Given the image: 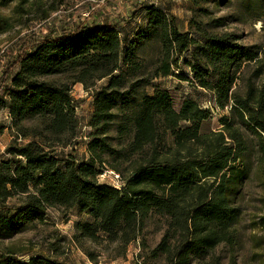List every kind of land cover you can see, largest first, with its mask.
<instances>
[{"label":"rangeland","instance_id":"374dc122","mask_svg":"<svg viewBox=\"0 0 264 264\" xmlns=\"http://www.w3.org/2000/svg\"><path fill=\"white\" fill-rule=\"evenodd\" d=\"M90 4L88 0H0V167L4 161H23L13 152L32 141L50 151L60 166L66 162L78 165L89 160L92 140L104 139L116 152L107 150L100 154L105 165L99 173L108 175L98 177V182L113 186L112 175L108 173L113 171L125 184L133 167L148 152L135 153L129 147L134 131L133 112L141 97L166 90L176 111L185 99H192L210 112L209 118L199 124L204 144L216 146L218 135L222 134L238 155L230 165L243 169L245 175L234 183L228 195L231 205L239 209V217L226 231L225 240L207 252L191 254L189 264H264V16L258 6H247L245 0H108L103 6L93 4L90 11ZM145 6L166 12L169 24L191 41L186 51L173 48L167 55L157 37L132 39L138 29L143 32L147 26ZM92 23H108L118 28L122 60L126 47L135 41L131 48L132 63L138 67L129 71L121 66L126 71L122 90L128 94L111 110L115 117L97 126L91 124L94 93L105 88L108 79L93 85L89 82L85 89L81 83L74 84L73 73L46 76L38 82L68 87L77 121L75 133L53 134L46 130L47 119L38 116L22 120L13 117L9 95L10 89L14 90L11 82L19 72V68L12 69L17 56L32 52L45 38L58 37L74 31L78 25ZM223 36H228L231 43L252 49L258 57L227 72L229 96L221 106L217 89L220 74L208 67V60L200 50L208 38ZM164 63L169 65L170 75L163 78L159 68ZM241 103L247 106V111ZM188 125L181 122L179 126ZM121 126L123 129L119 131ZM159 135L161 157L175 158L173 137L161 126ZM199 150L192 146L190 153H181L197 160ZM6 172L4 166L2 173ZM214 182L215 179L207 180L206 184L211 186ZM26 201L23 194L0 201V219L15 215ZM166 219L149 214L137 239L122 247L103 237L93 242L79 234L76 225L92 221L86 212L76 207H49L42 221L0 237V254H10L19 262L37 257L61 264H174L165 254L152 253L166 233ZM180 244L176 238L170 246L178 248Z\"/></svg>","mask_w":264,"mask_h":264},{"label":"trees","instance_id":"16d2710c","mask_svg":"<svg viewBox=\"0 0 264 264\" xmlns=\"http://www.w3.org/2000/svg\"><path fill=\"white\" fill-rule=\"evenodd\" d=\"M251 4L257 5L264 16V0H245V5ZM144 10L145 31L138 29L132 39L157 37L165 54L173 48L179 52L188 49L191 41L169 24L163 9L145 6ZM121 44L120 31L115 25L81 24L74 31L45 38L30 53L18 55L12 67L19 68V72L11 82L14 88L9 95L11 115L18 120L34 116L47 119L46 130L53 134L75 133L77 121L68 87L38 82L46 76L73 73L76 74L74 84L81 83L85 89L89 82L93 85L108 79L107 86L94 93L91 124L97 126L112 120L115 114L111 110L128 94L122 90L126 71L121 66L129 71L138 67L132 63L131 48L135 41L126 47L123 60ZM200 51L207 58L208 67L220 74L217 89L219 104L223 106L229 96L227 72L241 63L253 62L258 54L231 43L228 36L208 38ZM159 69L161 77L170 75L168 64L164 63ZM241 106L247 111L246 105L241 103ZM133 113L130 150L148 152L146 158L133 167L121 189L98 182L99 170L105 165L100 154L107 150L116 152L104 139L92 140L88 161L78 165L66 162L63 167L50 151L36 142L15 149L13 154L23 161H4L0 167V201L19 194L26 196L27 201L15 215L0 219V237L42 221L49 207H76L92 219L76 225L79 234L93 242L103 237L122 247L137 239L139 228L149 214L165 216L166 233L152 253L165 254L174 264H189L191 254L207 252L225 240L226 231L239 217V209L231 205L228 195L245 171L230 165L238 155L226 144L222 134L218 135L219 142L214 147L202 141L204 135L199 133V124L209 118L210 112L201 109L192 99H185L176 111L172 97L165 90L142 96ZM181 122L189 125L180 127ZM160 126L173 137L175 158L161 157L157 143L162 139ZM122 129L121 126L119 131ZM192 146L200 149L197 160L181 153H190ZM4 166L6 173H2ZM212 179L216 182L208 186L207 180ZM176 238L181 244L173 248L170 243ZM0 264L61 263L45 262L37 257L19 262L10 254H0Z\"/></svg>","mask_w":264,"mask_h":264},{"label":"built area","instance_id":"2783aa9c","mask_svg":"<svg viewBox=\"0 0 264 264\" xmlns=\"http://www.w3.org/2000/svg\"><path fill=\"white\" fill-rule=\"evenodd\" d=\"M88 1H90V3H91L90 7H89V10L91 11V10H93V7H92L93 4L95 6H103V4L108 0H88ZM88 15H89V13H88ZM108 173L112 175L113 182H114L113 186L115 188L121 189V187H123V184H121V182H120V176L118 174L114 173L113 171H108ZM107 175H108L107 172H104L103 174L99 175V178H103Z\"/></svg>","mask_w":264,"mask_h":264}]
</instances>
